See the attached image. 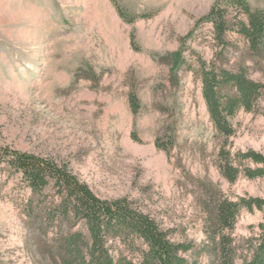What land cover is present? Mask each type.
Instances as JSON below:
<instances>
[{
  "label": "rangeland",
  "instance_id": "1",
  "mask_svg": "<svg viewBox=\"0 0 264 264\" xmlns=\"http://www.w3.org/2000/svg\"><path fill=\"white\" fill-rule=\"evenodd\" d=\"M117 1L138 18L125 21L114 0H0V146L69 164L99 197H127L174 241L201 248L208 242L201 183H212L231 200L264 198V176L249 178L241 171L230 182L219 168L224 145L234 165L261 167L252 160L241 163L236 153L264 154V113L239 111L231 119L236 132L228 138L208 114L201 80L189 65L196 66L198 55L214 57L213 25L195 23L216 0ZM249 2L264 8V0ZM191 31L186 64H171ZM229 38L244 45L237 33ZM238 50H230L228 67ZM250 75L263 81L258 68ZM131 91L141 101L136 114ZM261 97L264 111V92ZM169 138V151L155 145ZM4 167L0 163V264H53L25 224L21 205L29 188L17 175L8 178ZM237 217L225 232L241 264L250 255L247 240L260 237L264 209L242 208ZM74 229L85 231L83 224ZM210 260L205 252L199 257L200 264Z\"/></svg>",
  "mask_w": 264,
  "mask_h": 264
},
{
  "label": "trees",
  "instance_id": "2",
  "mask_svg": "<svg viewBox=\"0 0 264 264\" xmlns=\"http://www.w3.org/2000/svg\"><path fill=\"white\" fill-rule=\"evenodd\" d=\"M114 2L125 21L138 18H131L117 0ZM203 23L213 25L212 39L217 48L213 59L198 55L196 66L189 67L201 80L203 99L214 127L228 138L236 132L231 119L239 111L264 113L259 106L264 92V8H253L249 0H216L210 11L196 21L195 28ZM232 32L244 39L243 46L230 40ZM192 34L193 31L181 38L182 44L173 53L171 64H186L184 50ZM134 40L131 34L132 44ZM232 49H239V56L228 67ZM254 68L261 71L263 81L251 77L250 70ZM92 73L86 76L93 78ZM128 101L136 114L141 101L134 91L129 93ZM132 136L137 139L135 132ZM173 144V138L155 143L158 149L166 151ZM219 155L220 172L230 182H235L241 171L249 178L264 176L261 152L250 149L236 153L241 163L252 160L261 165L255 168L234 165L225 145ZM0 163L5 166L8 178L17 175L29 188L30 195L21 205L25 224L33 229L39 250L53 264H137L135 256L139 264H200L202 252L210 256V264H237V247L225 230H233L242 208L264 209V198L242 196L231 200L212 183H201L208 242L198 248L194 242L174 241L171 232L133 200L99 197L67 163L12 146H0ZM79 224H83L85 231L74 229ZM258 227L260 237L247 240L250 255L241 264H264V222ZM189 253L191 259L187 256Z\"/></svg>",
  "mask_w": 264,
  "mask_h": 264
}]
</instances>
